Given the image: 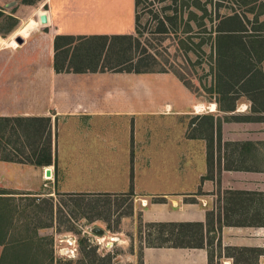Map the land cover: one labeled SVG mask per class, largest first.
Wrapping results in <instances>:
<instances>
[{
	"label": "crops",
	"instance_id": "1",
	"mask_svg": "<svg viewBox=\"0 0 264 264\" xmlns=\"http://www.w3.org/2000/svg\"><path fill=\"white\" fill-rule=\"evenodd\" d=\"M42 6L49 23H38L22 44L9 48L34 56L19 62L23 75L13 70L0 79V117L48 119L52 165L0 158V264L44 262L52 255L51 209L47 223H29L19 234L13 199L129 192L141 207L143 225H185L186 239L196 240L190 242L194 247L174 244L171 239L182 237L175 229L173 235L165 231L161 236L170 241L160 244L151 228L141 237L142 264H238L241 253L264 264L261 77L241 82L244 93L232 100H201L171 72H57L55 54L61 56L65 47L55 50L56 37L132 36L135 0H45ZM263 53L256 51L262 72ZM5 65L0 62V76ZM154 118L175 125L149 139L146 124L138 126ZM184 121L189 125L181 127ZM139 130L147 131L141 143ZM67 133L62 146L61 134ZM70 180L78 185L68 187ZM35 210L36 218L42 209ZM127 221L121 222L124 232ZM121 230L111 239L121 240Z\"/></svg>",
	"mask_w": 264,
	"mask_h": 264
},
{
	"label": "rangeland",
	"instance_id": "2",
	"mask_svg": "<svg viewBox=\"0 0 264 264\" xmlns=\"http://www.w3.org/2000/svg\"><path fill=\"white\" fill-rule=\"evenodd\" d=\"M44 1L37 0L28 5L22 3V0H0V8L4 13L12 14L18 19L13 32L5 38L0 37V62L7 65H5V71L1 72L0 79H6L4 77L13 73V70H17L15 73L18 76L25 73L20 70L23 66H20L19 62L21 60L31 61L34 52L28 50L14 54L9 52V48H12L9 45V39L17 37L16 34L30 20H35L42 26L38 21V16L45 12L42 8ZM197 1H200L201 5H206L207 15L204 18L200 17L201 12L195 8ZM263 9L264 0H139L135 6V30L132 34L131 47L128 42H124V52H122V57L118 58L116 52L119 49V42H112V49L101 53L102 63L99 69L111 70L116 62H121L122 58L132 57L133 68H138L140 64L144 69L174 73L197 99L225 97L226 90L229 89L227 85L237 80L236 73L240 72L239 77L242 73L240 69L245 64L244 52L246 51L244 46L250 47L252 43L257 42L256 49L264 50V31L257 30L264 28V14L256 17ZM234 12L239 14L242 20V30L245 32L233 35L239 37L240 43H237V46L234 44L237 59L234 64H231L232 61L226 54L225 57H219L217 36L221 35H218L217 30L229 29L230 26L222 23V20ZM5 26V24L0 25V32L5 30ZM231 41V38L225 39V43L223 42L225 45L221 47L222 52H227L226 44L233 47ZM75 53L76 51L74 52L71 47L68 57L73 60L74 56H77ZM256 57L255 51L252 54L249 51L247 58L253 62L255 68L259 66ZM80 60L81 57H79ZM230 64L236 67L227 71L225 66ZM125 68H129V64L115 69ZM252 77L258 79L261 76L258 71H254ZM252 77L247 78L246 81H250ZM262 80L264 82V76ZM241 93H244L242 83L231 89L233 98ZM19 124V121L11 122L6 129H3L4 125L0 131L2 138L0 158L14 155L24 160V157L30 155L29 144L33 142L30 140L29 144L25 143L23 137L17 136L21 133ZM142 124H146L145 129L151 132L149 139L159 137L160 129L171 128L173 124L175 125L171 120L158 118L144 123L139 122V129ZM188 125V121L181 123V127ZM129 127L132 126L129 125ZM22 128L27 129L26 125ZM142 132L146 134L147 131H137L140 143ZM61 138V145L64 146L69 134H61ZM67 178H72V176L68 175ZM77 185L75 180H70L68 183V187ZM10 202L18 209L16 223L20 226L16 232L19 234L24 232V226L29 223H47V209L52 202L51 221L53 228L55 224L56 229V232L52 230L51 234L53 264H142L141 237L151 231L152 227L143 225L139 211L141 207L137 205L138 203L135 204L134 198L128 193L65 194L55 196L51 201L49 199L35 201L30 197H17ZM36 207L42 209L41 215L38 216L39 221L38 217L34 216ZM123 220H128L125 232L124 227L121 226ZM93 228L102 229L104 234H94ZM121 229L123 232H118L121 240L111 239L112 234L119 230L122 231ZM58 234L67 235V237L58 238ZM124 239L125 241H122ZM47 248L46 246V250ZM238 257V264H255L253 256L241 253Z\"/></svg>",
	"mask_w": 264,
	"mask_h": 264
},
{
	"label": "trees",
	"instance_id": "3",
	"mask_svg": "<svg viewBox=\"0 0 264 264\" xmlns=\"http://www.w3.org/2000/svg\"><path fill=\"white\" fill-rule=\"evenodd\" d=\"M35 1L37 0H22V3L24 4H28L31 5L33 3H35ZM139 0H135V6L138 3ZM195 8L201 12V16L200 17H206L207 15V9H206V5H201L200 1H197V3L195 4ZM43 11V10H40ZM264 14V9L262 10V12H260L256 17L258 18L259 16ZM197 15V14H194ZM226 18H224L222 21V23H225L227 26H230L228 30H217L218 35L221 36H217V49L219 52V57L222 58L226 56L228 57V59L230 61H232L231 64H234L237 56L235 48H234V44L237 46V43H240L239 37L237 36H233L234 34L236 35V33H242L245 32L244 30H242V20L239 16L238 13L234 12L232 14H229L228 16H225ZM18 23V19L13 16L12 14H5L4 11L0 8V25L1 24H5V30L0 32V37L5 38L7 35H9L11 32H13V30L16 28ZM48 23H49V19H48ZM43 26V25H42ZM257 30L259 31H264V28H258ZM233 33V34H232ZM231 38V43L233 44V47H231V45L226 44L227 45V52H222L221 47L223 45H225L224 41L229 40ZM131 39L132 36H92V37H72V36H66V37H56L54 40V48L57 51L58 49H61L63 47L64 50L62 51L61 56L58 55L57 53L55 54V60H54V69L59 72V71H69V70H73V71H86V69L91 70V71H96L99 66H101V53L105 50H111L113 47L112 42H119L118 43V52L117 53V57L121 58L122 57V52H124L123 50V45L125 44L124 42H128V45L131 47ZM257 39V38H256ZM224 42V43H223ZM256 43L254 42L252 43V45H250V47H246L244 46L246 49L245 53V57H244V62L245 64L242 66V68L240 70H242V73L240 74L239 77V73H236L237 75V80L234 81V83H230L227 85V87L229 89L226 90V96L224 97H220L222 100H232V94H231V89L235 86H238V84H241V82L245 81L247 78L252 77L254 71H258L259 74L261 75V81H262V85L260 86V88L264 87V82L262 80V77L264 76L262 71H259L257 68H255L253 66V62L249 61V59L247 58V55L249 57V51L252 54L254 51L256 52ZM73 47V51L77 54L76 57V61L75 62V58H73V60L71 59V57H67L68 56V51L70 50V48ZM251 49V50H250ZM79 57H81V60L79 61ZM261 59L264 58V53L261 54ZM257 58V57H256ZM258 62H260V60L257 58L256 59ZM133 59L132 57L130 58H122L121 62H116L115 67L112 68V70H116V67H120L124 64H129V68H125V69H120L117 71H126V72H135V73H146V72H161V71H154V70H149V69H144L139 65V67H135L133 68L134 65H132ZM229 65V66H225L227 71H231V68H235L233 65ZM90 67H87V66ZM102 70V69H101ZM224 71V69H223ZM164 72V71H163ZM253 78V77H252ZM251 78V79H252ZM180 79V78H179ZM250 79V80H251ZM181 80V79H180ZM182 81V80H181ZM184 84V83H183ZM185 85V84H184ZM187 87V85H185ZM188 88V87H187ZM212 99V98H210ZM230 109V107L228 108ZM16 122L19 121L20 124L26 125L27 129L23 130L22 126L20 125L21 128V133H15V130L13 129L14 133L17 134V136H21L24 138V142L28 143L30 142V140L34 143V144H42V148L38 149L32 146L33 148L30 150V155L24 157V160L30 164L36 165V166H42L43 163H45L46 165H52V159H51V141H50V136L49 133L47 132V127H48V122L49 120H43V119H12V118H3L0 117V131L2 130L3 126L5 125V128L8 126V124H10L11 122ZM45 122V125H43L42 123ZM43 125V127L41 128V126ZM12 129V128H11ZM44 131H46V134H44ZM1 133V132H0ZM19 136V137H20ZM1 137H0V144H1ZM35 139H37L35 141ZM48 139V140H47ZM3 160L6 161H16V162H22L23 159H19L14 155H8L5 158H2ZM129 195L133 196L132 192L128 193ZM11 200V199H10ZM35 200V199H34ZM10 206L12 207V205L10 204ZM38 208V207H36ZM51 209V214H52V202L50 203L49 207ZM148 227H152L154 229H156L159 233V236L157 237V241L160 242V244H166L170 241L169 238H163L161 235L165 232L168 231L169 233H172L175 231V229L177 230V232H179L178 234H182L181 238H173L171 239V241L174 244H179V245H184L185 247H194L190 244L191 241L193 240H188L186 239L188 237V233L190 232L189 230L186 229L185 225H181V224H150L147 225ZM150 236V235H149ZM196 242V240H194ZM193 241V242H194ZM149 244H151L149 242ZM153 244V243H152ZM151 244V245H152ZM196 244V243H195ZM181 246V247H184ZM196 247H202V244H198V246ZM54 262V257L53 255H51V257H49V259L46 257V261L44 262H34V263H26V262H19V264H53ZM16 264V263H14Z\"/></svg>",
	"mask_w": 264,
	"mask_h": 264
},
{
	"label": "water",
	"instance_id": "4",
	"mask_svg": "<svg viewBox=\"0 0 264 264\" xmlns=\"http://www.w3.org/2000/svg\"><path fill=\"white\" fill-rule=\"evenodd\" d=\"M38 21L40 22L41 25H47L48 24V18H47V14L44 12L43 14L39 15L38 16ZM14 40L17 44H22L23 43V39L21 37H14ZM45 176L46 177H50L51 176V171L50 169H47L46 172H45ZM92 232L94 234H97V235H103L104 234V231L100 228H93L92 229Z\"/></svg>",
	"mask_w": 264,
	"mask_h": 264
},
{
	"label": "bare ground",
	"instance_id": "5",
	"mask_svg": "<svg viewBox=\"0 0 264 264\" xmlns=\"http://www.w3.org/2000/svg\"><path fill=\"white\" fill-rule=\"evenodd\" d=\"M37 25H38V23L35 20H30L29 22H27L23 25V27L20 29V31H19V33H17V35L21 36V37H27L29 32L32 30V28H34ZM9 45L11 47H17L18 44L15 42V40L12 37V38H10ZM197 108L199 109V107H197Z\"/></svg>",
	"mask_w": 264,
	"mask_h": 264
}]
</instances>
